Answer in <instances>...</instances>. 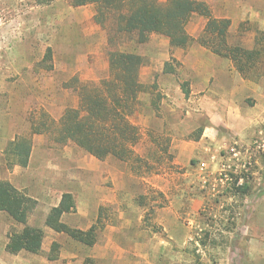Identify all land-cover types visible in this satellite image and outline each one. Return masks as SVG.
Wrapping results in <instances>:
<instances>
[{
	"label": "rangeland",
	"instance_id": "obj_1",
	"mask_svg": "<svg viewBox=\"0 0 264 264\" xmlns=\"http://www.w3.org/2000/svg\"><path fill=\"white\" fill-rule=\"evenodd\" d=\"M174 1L159 0L166 9H175ZM192 1L208 4L216 18L231 20V45L261 50L246 73L231 57L200 43L207 24L200 11L186 25L193 41L176 47L161 33L139 42L134 33L116 30L117 14L102 13L99 19L96 3L0 0V179L36 200L28 224L44 230L39 253H10L9 237L24 224L0 211V264H264V146L257 142L264 134L235 141L219 112L227 98L255 104L243 88L264 79V0ZM115 51L134 52L143 61L144 90L128 112L141 135L135 145L139 156L130 161L114 155L100 159L58 139L66 110L81 107L82 86L112 76ZM199 59L208 60L212 72L234 67L237 90L230 97L221 87L213 98L207 91L193 94L192 76L208 67ZM33 121L44 132L33 133ZM209 122L221 129L222 143L203 145L193 155L191 142ZM18 137L32 142L27 166L8 162L7 146ZM177 156L197 157L194 166H183L175 163ZM222 169L226 176L217 181ZM65 192L74 194L77 210L64 214L63 221L82 230L96 226L95 244L46 225ZM172 232L179 240L170 238ZM54 242L59 248L53 258Z\"/></svg>",
	"mask_w": 264,
	"mask_h": 264
},
{
	"label": "trees",
	"instance_id": "obj_2",
	"mask_svg": "<svg viewBox=\"0 0 264 264\" xmlns=\"http://www.w3.org/2000/svg\"><path fill=\"white\" fill-rule=\"evenodd\" d=\"M38 4H51L55 0H36ZM75 5L96 3L97 17L106 12L117 14L116 30L134 33L139 42H145L152 33H161L170 38L176 47H187L193 37L187 32L186 25L195 11L207 18V24L199 37L202 45L214 53L231 57L237 69L246 73L248 62L261 50L247 49L229 43L231 20L213 16L208 4L192 0H175V9L164 8L159 0H73ZM101 21H104L101 18ZM51 53V50H50ZM112 76L99 85L87 83L80 90L81 107L69 108L59 125V141L75 142L84 150L100 159L114 155L123 161L139 156L135 145L141 135L139 127L133 123L128 112L138 99L144 85L139 80L142 57L134 52L115 51L111 53ZM168 69V68H166ZM168 71V70H167ZM172 71V70H169ZM188 93V90H186ZM33 133L44 130L33 121ZM32 142L18 137L10 141L6 153L10 164L27 166L30 160ZM194 164V161H193ZM36 207V200L19 191L10 181L0 179V211L8 213L16 222L24 224L21 231L13 232L6 249L10 253L28 251L39 253L44 242V230L28 224L29 215ZM77 202L71 192H65L59 205L54 206L47 218L46 225L53 230L66 233L75 240L87 245L96 243V226L89 230L72 227L63 221L64 214L75 212ZM54 242L52 255L58 250Z\"/></svg>",
	"mask_w": 264,
	"mask_h": 264
},
{
	"label": "crops",
	"instance_id": "obj_3",
	"mask_svg": "<svg viewBox=\"0 0 264 264\" xmlns=\"http://www.w3.org/2000/svg\"><path fill=\"white\" fill-rule=\"evenodd\" d=\"M204 51H207L206 49ZM190 61V58L188 59ZM216 60V63H222L221 59L219 58H213V61ZM198 61L200 64H204L205 61H208L206 59H199ZM212 65V64H211ZM209 61H208V67L207 68H199L198 70V76H192V93L196 94L198 92L207 91L206 95L210 94V98H213V96H217L218 93H221V88H227L226 93L228 94L227 97H230V93L232 91H236V73L234 67L231 66V68L227 69V72L224 70H214L212 72ZM194 74V73H193ZM216 77L215 84L211 85L212 77ZM224 77H227L228 79L223 80ZM223 80V81H222ZM226 86L224 87L220 82ZM244 94L249 95L252 93L255 99L254 105H249L245 102L246 98H237L240 100V103H235L233 101L226 100L225 105H223L222 109H220V115L221 118L224 121V124L227 128V133L229 134V137L233 138L235 141L238 140L239 142H248L251 138V134L259 135L264 134V79L261 80L260 83H254V84H244ZM218 87V89H217ZM221 87V88H219ZM250 91V92H249ZM243 95V96H245ZM221 105V104H220ZM219 105V107H220ZM220 128H217L213 123L209 122L205 125L204 132L198 140H193L192 147H193V155L196 149L201 148L203 145L206 146V144H217L221 141L219 138V132ZM249 138V139H248ZM254 139V138H253ZM204 140H206V143H204ZM257 142L264 145V140L262 142L258 139ZM222 143V141H221ZM208 149V148H207ZM197 156H177L175 157V163L183 166H191L192 165V159ZM215 157V156H214ZM194 166V165H192ZM62 199V198H61ZM195 199V203L193 204V208L195 210L199 209L200 206V200ZM199 202V203H198ZM114 203H119V199L115 197ZM175 204H171V220L170 223L174 225V208ZM124 217L125 215H121ZM178 213L175 214V219L178 223ZM126 219V217H124ZM119 228V225L116 224L113 225V229L116 230ZM52 229V228H51ZM170 238L172 240H179V236L175 234V232H172L170 235ZM22 252V251H21Z\"/></svg>",
	"mask_w": 264,
	"mask_h": 264
},
{
	"label": "built area",
	"instance_id": "obj_4",
	"mask_svg": "<svg viewBox=\"0 0 264 264\" xmlns=\"http://www.w3.org/2000/svg\"><path fill=\"white\" fill-rule=\"evenodd\" d=\"M260 144V143H259ZM261 146H264V145H262V144H260ZM235 155H237V153H235ZM206 164L205 163H203V166H205ZM224 169H222V171H220V173L219 174H217V175H219V176H216L215 178H216V180L218 181V180H220V181H223L224 180V177L226 176V173L223 171ZM216 175V174H215Z\"/></svg>",
	"mask_w": 264,
	"mask_h": 264
}]
</instances>
